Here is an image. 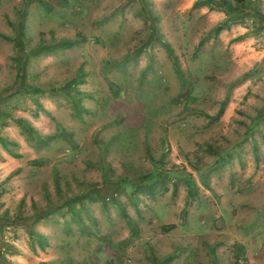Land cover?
<instances>
[{
  "label": "rangeland",
  "instance_id": "1",
  "mask_svg": "<svg viewBox=\"0 0 264 264\" xmlns=\"http://www.w3.org/2000/svg\"><path fill=\"white\" fill-rule=\"evenodd\" d=\"M197 1L0 0V264H211L227 235L264 264V183L152 204L189 164L264 167V0Z\"/></svg>",
  "mask_w": 264,
  "mask_h": 264
},
{
  "label": "crops",
  "instance_id": "2",
  "mask_svg": "<svg viewBox=\"0 0 264 264\" xmlns=\"http://www.w3.org/2000/svg\"><path fill=\"white\" fill-rule=\"evenodd\" d=\"M196 0H192L195 2ZM232 105V103H230ZM224 110V109H223ZM230 108L224 110L222 113L229 114ZM254 124L251 125V131L249 132V139H242L238 143L239 149L243 143H248L250 148L255 147V142L252 138V132L254 131ZM241 144V145H240ZM199 159L198 157H195ZM255 158V157H254ZM230 158L227 156L216 157L212 162V167L196 168L193 164H189L187 172H172L171 176L174 177V199L168 198V195H172L173 189L170 188L168 195L165 194L164 198L153 202V206L156 212H160L163 216L166 215V211L172 210L173 213L175 209L177 211L181 210L183 207L187 206V209L192 210V212H200L202 208L209 207H219V210H224L222 203H226L227 199H231L235 203H240L247 199V197L256 193L255 188L261 187L264 183V167L263 171L253 168L252 171L248 166L246 158L240 154L237 150L236 157L234 159L236 163V170H228V164H230ZM257 163V159L255 158ZM162 171V170H161ZM152 174L146 173L144 175L145 179H149L153 176L163 175V172L156 170ZM167 175L164 178H171ZM163 178V179H164ZM176 179V180H175ZM151 187L149 191H151ZM88 189L82 191L81 193H86ZM98 192V190H95ZM196 193L199 194V199H196ZM91 195L94 192H89L86 194V201H79L81 197L77 200L79 203L76 204L77 209L80 210L83 207H93V202L91 201ZM208 196H215V199H209ZM219 203V204H218ZM215 204V206H213ZM203 206V207H202ZM201 227V226H200ZM258 237H235L227 235V237L222 241H218L212 250L207 252L205 256H209L211 259V264H257V258L260 254L259 246L260 239ZM262 238V237H260ZM190 237L188 241H190ZM238 254L234 256V252ZM204 257V256H203Z\"/></svg>",
  "mask_w": 264,
  "mask_h": 264
},
{
  "label": "trees",
  "instance_id": "3",
  "mask_svg": "<svg viewBox=\"0 0 264 264\" xmlns=\"http://www.w3.org/2000/svg\"><path fill=\"white\" fill-rule=\"evenodd\" d=\"M211 2H213L212 0H210ZM233 3H237L238 5H241L244 3V0H233ZM201 4V2H198L197 0L195 2H193L192 6H197ZM222 111V110H221ZM221 111H218L217 114H219ZM169 227H172V225H170ZM168 227V228H169Z\"/></svg>",
  "mask_w": 264,
  "mask_h": 264
},
{
  "label": "built area",
  "instance_id": "4",
  "mask_svg": "<svg viewBox=\"0 0 264 264\" xmlns=\"http://www.w3.org/2000/svg\"><path fill=\"white\" fill-rule=\"evenodd\" d=\"M238 263L240 264V261H238Z\"/></svg>",
  "mask_w": 264,
  "mask_h": 264
}]
</instances>
